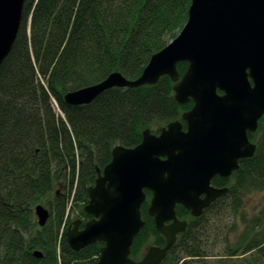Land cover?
Wrapping results in <instances>:
<instances>
[{"label": "trees", "instance_id": "obj_1", "mask_svg": "<svg viewBox=\"0 0 264 264\" xmlns=\"http://www.w3.org/2000/svg\"><path fill=\"white\" fill-rule=\"evenodd\" d=\"M190 2L24 0L16 39L0 66V264L97 263L102 244L73 252L65 238L72 215L82 225L90 219L83 208L96 168L102 171L110 162L115 146H137L144 130L157 134L169 123L184 124L181 115L191 103L179 106L173 100L168 77L136 90L111 89L84 106H68L63 97L113 73L137 79L151 56L178 35ZM186 69L178 63L180 78ZM248 138L256 145L254 155L240 161L228 180L211 182L228 187L226 195L197 219L175 208L188 225L161 264H232L245 255L247 264L264 261V210L229 243L243 198L264 190V117ZM41 203L50 215L44 227L33 213ZM147 207L146 199L145 224L130 248L135 261L147 238L156 247L164 244ZM240 220L246 222L244 213ZM221 240L224 251L216 255ZM34 251L42 257L36 259Z\"/></svg>", "mask_w": 264, "mask_h": 264}, {"label": "water", "instance_id": "obj_2", "mask_svg": "<svg viewBox=\"0 0 264 264\" xmlns=\"http://www.w3.org/2000/svg\"><path fill=\"white\" fill-rule=\"evenodd\" d=\"M23 4L0 0V66L16 39ZM180 62L187 64L181 78ZM162 77L172 81L179 106L192 103L181 116L184 128L175 121L158 135L144 130L134 148L115 146L110 162L102 171L96 168L95 182L88 188L83 212L90 220L82 229L81 220H75L65 231L73 252L102 244L96 264H161L187 225L176 219L175 207L200 217L227 192L212 187L211 180L229 177L240 160L253 156L255 145L247 133L256 132L264 116V0H191L178 35L151 56L137 79L113 73L66 93L63 100L68 106H84L111 89L154 86ZM145 191L151 194L147 216L165 245L147 248L134 261L130 248L145 224ZM33 213L37 225L44 227L49 212L37 205ZM33 256L40 259L42 254L34 251Z\"/></svg>", "mask_w": 264, "mask_h": 264}, {"label": "rangeland", "instance_id": "obj_3", "mask_svg": "<svg viewBox=\"0 0 264 264\" xmlns=\"http://www.w3.org/2000/svg\"><path fill=\"white\" fill-rule=\"evenodd\" d=\"M54 191L59 192L60 191L59 187H55ZM40 206H42L45 209L47 208L44 206V203H41ZM208 208L203 210L202 215L204 214V212ZM240 208H241V210L239 211V215L237 216V219H236L237 223H236V226L234 227L236 232L233 235L229 236V241H230L229 243L231 246L234 245L238 241V235L242 234L244 232L246 227L248 225H250L251 221L256 217H260L261 213L263 212V210H264V190L260 191V192H252V193L246 194V196L243 198V200L241 202ZM242 213H244V215H245V219H246L245 223L240 220V215ZM189 217L193 218L192 216H188V218ZM76 219H78V218H76L75 215H72V222H74ZM35 221H36V218H35ZM151 244H153L152 239L147 238V242L141 246V249H145V248L147 249ZM208 245L210 246V241L208 242ZM223 248H224V243L221 240V242L218 244L217 248L215 250H213V253L216 255L220 254L222 251H224ZM146 249H145V251H146ZM144 252L141 254V256L144 254ZM239 258L240 259H238V260H240V261L238 263L235 260H231V263L232 264H247V256L246 255L243 257H239ZM261 264H264V261Z\"/></svg>", "mask_w": 264, "mask_h": 264}, {"label": "flooded vegetation", "instance_id": "obj_4", "mask_svg": "<svg viewBox=\"0 0 264 264\" xmlns=\"http://www.w3.org/2000/svg\"><path fill=\"white\" fill-rule=\"evenodd\" d=\"M187 218H188V216H187ZM179 220L184 221V219H179ZM185 222H187V219H185ZM151 245H153V244H151ZM151 245H150V246H151Z\"/></svg>", "mask_w": 264, "mask_h": 264}, {"label": "clouds", "instance_id": "obj_5", "mask_svg": "<svg viewBox=\"0 0 264 264\" xmlns=\"http://www.w3.org/2000/svg\"><path fill=\"white\" fill-rule=\"evenodd\" d=\"M164 260H165V259H164ZM164 260H163V261H164Z\"/></svg>", "mask_w": 264, "mask_h": 264}]
</instances>
